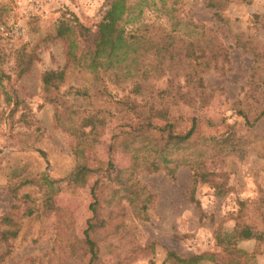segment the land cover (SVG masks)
<instances>
[{
    "label": "trees",
    "instance_id": "1",
    "mask_svg": "<svg viewBox=\"0 0 264 264\" xmlns=\"http://www.w3.org/2000/svg\"><path fill=\"white\" fill-rule=\"evenodd\" d=\"M253 1L209 0L208 7L216 21L231 25L225 15L227 5ZM187 3L188 0H111L93 34L78 18L59 20L54 38L67 44V66L46 71L42 82L45 91L51 93L49 100L57 107V123L78 140L74 152L80 161L67 176V189L86 186L94 180L92 216L84 237L78 236L73 215L54 204V197L65 189L61 180L47 171L34 173L22 166L15 167L11 173L14 186L10 190L17 202L2 218L7 228L0 234V242L9 248L0 254V264L12 255V242L20 236L26 219L53 215L58 218V244L54 250L59 259L63 260V255L64 259L85 262L89 256L85 264H101L104 249L117 252L120 248L115 240L121 241L128 235L127 217L149 220L154 197L140 181V172L166 169L174 174L179 167L188 166L196 183H211L216 188L218 182L209 165L223 163L228 156L245 160L255 153L264 157V44L246 32L236 34L235 44L253 55L254 65L245 93L233 102V115L212 122L180 113L181 104L209 106L215 90L209 87L207 76L226 73L231 63L229 48L218 30L183 14ZM254 18L264 32V17L255 14ZM24 55L19 76L28 73L36 59L35 53ZM72 67L91 70L97 93L110 102L109 106L89 110L83 109L77 99L67 101L60 89L66 84L68 68ZM181 77L183 85L179 82ZM162 79H166L163 88L145 91L146 82ZM110 88H115L116 94ZM87 91L77 89L76 95L88 99ZM5 93L13 118L21 101L17 95ZM113 118H119L121 123L114 128L111 151L120 149L128 154L131 167L119 169L110 160L98 169L91 168L81 161L82 147L104 131ZM23 142L25 148L46 156L43 150L30 145L26 136ZM251 204L250 199L240 202L232 231L217 230L219 250L182 256L169 249L165 261L257 264L255 255L238 247L241 241L264 240L263 209ZM38 261L31 259L25 264Z\"/></svg>",
    "mask_w": 264,
    "mask_h": 264
},
{
    "label": "rangeland",
    "instance_id": "2",
    "mask_svg": "<svg viewBox=\"0 0 264 264\" xmlns=\"http://www.w3.org/2000/svg\"><path fill=\"white\" fill-rule=\"evenodd\" d=\"M110 2L0 0V77H3L0 83V234L7 228L2 218L17 202L10 190L14 186L11 173L22 166L34 173L47 171L53 178L61 180L65 189L54 197L55 207L73 215L75 232L84 237L92 216L90 204L94 180L86 186L67 189V176L80 161L74 152L78 140L57 123V107L49 100L51 93L45 91L42 76L48 70H62L67 66V44L54 38L59 20L78 18L93 34ZM208 2L188 0L183 14L218 30L229 48L231 63L226 73L207 76L209 87L215 90L209 106L181 104L179 111L191 118L218 122L233 115V102L245 93L254 65L253 55L236 46V34L246 32L264 44V32L256 23L259 20L254 18L255 14L264 17V0L227 5L225 15L230 18L231 25H224L212 17ZM30 53L36 56L32 68L19 76L21 58ZM179 82L183 85V77ZM165 85L166 79L151 80L145 83V91ZM77 89L88 90L90 98L76 95ZM110 90L114 94L117 92L115 88ZM6 91L17 95L21 101L14 122ZM60 91L66 94L67 101L79 100L83 109H103L110 103L98 95L94 74L86 68H68L66 84ZM120 123L119 118H113L104 131L94 135L91 143L82 147L81 161L97 169L110 160L119 169L130 168L132 161L128 154L120 149L111 151L113 131ZM25 136L30 145L43 150L46 156L25 148ZM209 168L218 182L216 188L211 183H196L193 170L188 166L179 167L174 174L166 169L157 173L140 172V181L154 197L149 220L127 217L128 235L121 241L115 240L120 248L117 252L104 249L101 264H170L165 261L169 249L182 256L217 251V230H233L242 200L250 199L251 207L259 206L264 212V157L255 153L245 160L228 156L225 162L209 165ZM57 222L55 215L26 219L20 236L12 242L13 252L5 264H25L37 258L40 259L38 264L87 263L89 256L85 262L70 257L64 259L63 255V260L59 259L54 250L58 244ZM238 247L255 255L257 264H264V240L241 241ZM8 248L0 242V254Z\"/></svg>",
    "mask_w": 264,
    "mask_h": 264
}]
</instances>
